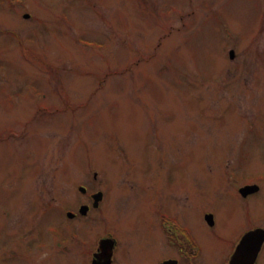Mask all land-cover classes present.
I'll return each instance as SVG.
<instances>
[{"label": "rangeland", "instance_id": "1", "mask_svg": "<svg viewBox=\"0 0 264 264\" xmlns=\"http://www.w3.org/2000/svg\"><path fill=\"white\" fill-rule=\"evenodd\" d=\"M84 184L103 202L65 218ZM161 213L197 264L264 216V0H0V264H87L107 232L116 264H158Z\"/></svg>", "mask_w": 264, "mask_h": 264}, {"label": "flooded vegetation", "instance_id": "2", "mask_svg": "<svg viewBox=\"0 0 264 264\" xmlns=\"http://www.w3.org/2000/svg\"><path fill=\"white\" fill-rule=\"evenodd\" d=\"M255 181L245 183L247 184H255ZM259 185V188L251 193H247L245 196H241L242 199H248L249 197L256 195L262 191L261 183H256ZM238 187L237 191H239ZM78 188V187H77ZM78 191L84 194L87 199H90L91 205L86 204L87 208L85 212H81V206L83 205L80 203L77 205L76 209L71 211L72 214L67 215L65 212V218L68 219H76V218H84L87 217L92 210L95 208L98 209L101 203L104 200V193L102 191V195L100 197L99 203L96 207L93 206V194L99 189L90 190L86 186V189H79ZM260 218L256 219L251 217L250 218V225H246L245 229L240 234L238 241L234 245V249L237 246L241 236L246 232L256 230L258 228L264 229V216H259ZM259 220V221H258ZM204 221L209 228H214L216 225L215 222V214L211 211L204 212ZM257 221V222H256ZM263 223H262V222ZM152 226L148 224L149 230V238L147 241V245L155 247L156 245L161 249L160 254L158 256V264H197V259H199L201 253V242L197 238L196 234L192 232L191 225L183 220L170 219L166 217L164 213L158 214L156 220L152 223ZM152 230L155 232L153 235ZM47 232L49 234H55L56 229L52 227V224L48 226ZM132 234V231L126 232V236L129 237ZM71 235V234H70ZM117 234L114 235L112 232H107L101 234L98 238L96 243L93 245L92 249L90 247L87 249V252L81 251V255L85 258V253L88 257L87 264H116L115 255L117 248H119V238H117ZM65 237L61 236L59 239L55 241L62 242L64 241ZM68 239V238H67ZM41 242V241H40ZM42 243V242H41ZM43 244V243H42ZM264 249V242L261 245V249L258 253V256L255 260V264L259 263V256L261 251ZM169 251H172L173 254ZM234 251V250H233ZM171 253V254H170ZM233 252H231L232 254ZM230 254V256H231ZM90 258V259H89ZM86 259V258H85Z\"/></svg>", "mask_w": 264, "mask_h": 264}, {"label": "water", "instance_id": "3", "mask_svg": "<svg viewBox=\"0 0 264 264\" xmlns=\"http://www.w3.org/2000/svg\"><path fill=\"white\" fill-rule=\"evenodd\" d=\"M229 54L230 57H233V50H230ZM256 188L257 186L255 185L245 186L240 189V192L242 195H246ZM100 195L101 193H97L95 199L98 200ZM95 204H97V202H95ZM263 241L264 230L262 229H256L246 233L242 237L228 264H253Z\"/></svg>", "mask_w": 264, "mask_h": 264}]
</instances>
